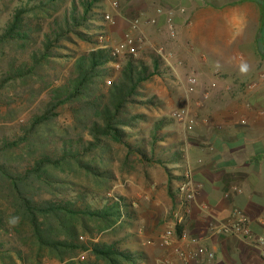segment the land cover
<instances>
[{"label":"trees","instance_id":"1","mask_svg":"<svg viewBox=\"0 0 264 264\" xmlns=\"http://www.w3.org/2000/svg\"><path fill=\"white\" fill-rule=\"evenodd\" d=\"M102 1L0 0L11 8L0 28V235L14 243L0 246L1 264H137L120 240H97L130 206L106 196L94 206L84 181L108 184L113 160L181 161L183 151L154 156L173 119L151 124L150 139L139 141L146 148L130 142L145 117L135 109L148 104L142 89L161 73L158 54L146 52L148 63L109 48L63 52L75 36L91 41L82 29L100 19Z\"/></svg>","mask_w":264,"mask_h":264},{"label":"crops","instance_id":"2","mask_svg":"<svg viewBox=\"0 0 264 264\" xmlns=\"http://www.w3.org/2000/svg\"><path fill=\"white\" fill-rule=\"evenodd\" d=\"M120 13L212 87L176 164L193 179L183 231L214 252L212 264H264V0H123ZM237 221L249 235L208 231Z\"/></svg>","mask_w":264,"mask_h":264},{"label":"rangeland","instance_id":"3","mask_svg":"<svg viewBox=\"0 0 264 264\" xmlns=\"http://www.w3.org/2000/svg\"><path fill=\"white\" fill-rule=\"evenodd\" d=\"M71 1L73 0H66V5ZM102 4L100 19H91L89 21L90 29H82L85 34L92 36L91 41L87 42L75 36L73 42L66 44L69 48L63 49L64 54L77 55L95 48H109L121 58L124 54H133L147 60L148 63L151 60L146 57V52L152 50L158 54L162 59L159 69L161 73L155 75L153 80L146 82L142 89L143 96L140 98L147 101L148 104L140 105L135 109V113L143 114L145 117L137 120V127L132 128L133 137L130 142L135 144V140H138L136 144L139 145V141L143 138L149 140L151 124L155 120L163 117L173 119L171 124L161 131V134H168V137L160 144L158 143L154 156H172L174 151L180 152L183 147L185 159L187 157L185 142H188V136L193 129L189 130L187 124H184L176 115L182 110H189L191 114L194 108L198 112L196 117L193 116L194 128L200 117V99L208 94L212 87L206 83H203L205 84L203 86L196 72L186 68L184 64L179 68L174 56H169L171 52L167 54L168 52L148 44V40L137 30L138 21L124 22L120 13L123 0H103ZM10 11L11 8L4 9L0 6V28L6 22ZM93 12H95L94 9ZM171 36H174L172 30ZM160 52H165L170 65L166 63ZM112 65L118 68V64L112 63ZM190 76L196 77V86H189L188 78ZM128 130L130 131V129ZM140 146L144 149L146 143L143 145L141 143ZM172 147L176 148L165 153L162 152L164 148ZM110 163L114 178L108 184H102L100 187L93 182L84 181L89 188L96 191L98 196L91 202L94 206H102L101 199L106 196L114 201L120 200L128 204L133 213L130 217L121 218L114 230L104 232L97 240H120L122 247L138 255L137 264H171L175 259L173 250L177 246L178 225L176 220L181 210L178 207L181 195L180 187L185 182L186 172L183 175V180L182 168L176 166V164L181 165L179 162L166 161L164 164L154 165L138 164L133 167L123 166L117 160ZM168 231H172L174 237L170 239L169 244H164L162 238ZM2 244L5 248L14 246L10 238L0 235V246ZM86 256L83 255L81 259Z\"/></svg>","mask_w":264,"mask_h":264},{"label":"built area","instance_id":"4","mask_svg":"<svg viewBox=\"0 0 264 264\" xmlns=\"http://www.w3.org/2000/svg\"><path fill=\"white\" fill-rule=\"evenodd\" d=\"M172 20H169V23ZM172 30V34H173ZM163 59L166 61V63H169V58L163 57ZM170 65V63H169ZM181 64L178 65L180 67ZM188 84L190 87L197 85V80L195 76H190L188 78ZM193 113L190 114L189 110H182L179 112L176 116L181 119L184 124H187V128L189 130L193 129L194 125V119L193 116L196 117L198 112L193 108ZM193 179L190 171H187L185 173V182L182 183L180 187V212L177 216L176 223L178 226L183 224L184 218L187 214L191 212L192 206L191 202L194 200V193L191 189L190 185H192ZM227 197L226 195L224 196ZM208 231L210 233H218V234H225V233H243L245 235H249L250 231L247 227L243 225L241 221H237L234 224H231L230 226H222L219 228H214L213 226H210L208 228ZM174 237V234L172 231H168L163 236V243L169 244L170 239ZM177 246L173 250V254L175 256V259L180 262L181 264H212L215 255L212 250H210L208 247L201 244L199 238L188 235L184 231L181 234L177 235L176 238ZM256 247L259 249V252L262 257H264V238H261L255 242Z\"/></svg>","mask_w":264,"mask_h":264},{"label":"clouds","instance_id":"5","mask_svg":"<svg viewBox=\"0 0 264 264\" xmlns=\"http://www.w3.org/2000/svg\"><path fill=\"white\" fill-rule=\"evenodd\" d=\"M241 71H246V67H242ZM13 223H15V220H13Z\"/></svg>","mask_w":264,"mask_h":264}]
</instances>
